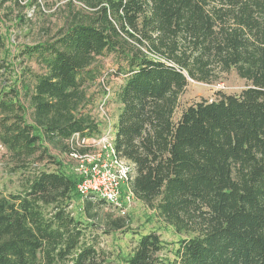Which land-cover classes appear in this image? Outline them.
Here are the masks:
<instances>
[{"label": "trees", "instance_id": "trees-1", "mask_svg": "<svg viewBox=\"0 0 264 264\" xmlns=\"http://www.w3.org/2000/svg\"><path fill=\"white\" fill-rule=\"evenodd\" d=\"M109 54L122 76L113 142L131 166L121 200L131 192L181 236L167 249L143 234L125 264H264V0H69L63 24L15 54L20 76L2 81L14 68L0 58V147L22 177L0 194V264H104L95 230L127 227L49 147L85 153L74 136L101 135L85 86ZM232 69L247 82L238 94L219 91L174 119L189 79Z\"/></svg>", "mask_w": 264, "mask_h": 264}, {"label": "rangeland", "instance_id": "rangeland-1", "mask_svg": "<svg viewBox=\"0 0 264 264\" xmlns=\"http://www.w3.org/2000/svg\"><path fill=\"white\" fill-rule=\"evenodd\" d=\"M68 2L69 0H0V34L5 36L7 44L6 50L3 49L0 52V58L4 57L12 62L14 68V72L12 71L10 75H1L2 81L6 79L7 82H10L9 77L15 80L20 76L24 64L20 63V59H17L15 54H18L19 48H22L23 45L44 41L51 36L63 24L68 11ZM26 64L36 72L43 70L35 60H30ZM95 65H98L102 70V76H97L95 80L86 83L85 90L89 102L84 110H91L103 128L102 135L96 137V145L99 146H93L92 141L86 142L90 146L88 147L91 150L90 154L98 156L99 149L106 150L114 137V126L119 110V104L115 97L117 88L122 83V76L115 74L118 62L113 54L98 56ZM246 84V80L241 78L235 69L218 75L210 83L189 79L185 92L180 96L174 119H177L182 109L191 103L214 100L218 97L219 91L238 94L246 87ZM107 133V137L103 140V134ZM72 142L77 148H82L81 139L77 135L74 136ZM49 147L50 153L63 160L68 171L82 174L80 172L81 164L85 168L91 166L89 162H81L73 154L63 152L61 146L49 145ZM4 152L5 150L0 147L1 195L18 191L21 188L22 180L21 175L16 176L10 173L8 159L2 155ZM122 194L124 196L122 210L108 204L104 206L102 214L104 217L109 212L113 216H125L128 222L127 227L109 234L95 230V233L99 234L97 246L105 258L104 264H125L124 258L131 253L137 239L151 231H156L161 235L167 249L174 246L181 236L176 234L173 227L160 220L148 206L135 197L131 196L128 199L129 193L124 189ZM80 206L81 202L77 200L71 204V208L76 214L80 212Z\"/></svg>", "mask_w": 264, "mask_h": 264}, {"label": "built area", "instance_id": "built-area-1", "mask_svg": "<svg viewBox=\"0 0 264 264\" xmlns=\"http://www.w3.org/2000/svg\"><path fill=\"white\" fill-rule=\"evenodd\" d=\"M107 135L108 133L103 134V140ZM113 139L114 137L106 150L99 149L98 156L91 155L90 149L85 153L76 152L73 154L75 157L79 158L81 162L87 161L91 164L89 168H85L83 164H81L82 169L80 172L82 173L81 175L83 176V179L78 183L77 187L84 195L93 194L94 196H99L104 199L112 206L123 208L121 187L128 179V172L131 169V166L126 160L117 156ZM90 141L93 142V146H99L96 145V137L81 139V146L90 147L87 145L88 143H86ZM131 196H133V194L129 192L128 199H130Z\"/></svg>", "mask_w": 264, "mask_h": 264}]
</instances>
